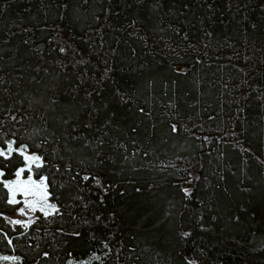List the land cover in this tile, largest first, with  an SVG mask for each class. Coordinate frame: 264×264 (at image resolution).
I'll list each match as a JSON object with an SVG mask.
<instances>
[{"label": "trees", "instance_id": "1", "mask_svg": "<svg viewBox=\"0 0 264 264\" xmlns=\"http://www.w3.org/2000/svg\"><path fill=\"white\" fill-rule=\"evenodd\" d=\"M8 142L59 205L0 178L22 264H264V0H0Z\"/></svg>", "mask_w": 264, "mask_h": 264}, {"label": "rangeland", "instance_id": "2", "mask_svg": "<svg viewBox=\"0 0 264 264\" xmlns=\"http://www.w3.org/2000/svg\"><path fill=\"white\" fill-rule=\"evenodd\" d=\"M11 145V149L9 148ZM12 149H16L23 154L24 162L16 170L13 176L4 178L0 170V178L4 184H10L12 182H20V186L16 188L15 201L17 207L11 213H5L13 222L28 224L39 214H50L58 209V203L52 199L47 190V184L43 176H35L33 174V167L41 162V158L38 154L31 152L24 146H13L12 142L0 148V151L4 153H10ZM30 157H39L38 160L29 159ZM23 169V172L18 177L17 172ZM30 182L26 185L29 194H24V182ZM40 185V187H37ZM8 188V187H7ZM8 200H13L12 191L8 188ZM8 257L9 259H4ZM84 261H79L72 264H84ZM0 264H22L20 257L12 251H0Z\"/></svg>", "mask_w": 264, "mask_h": 264}, {"label": "snow or ice", "instance_id": "3", "mask_svg": "<svg viewBox=\"0 0 264 264\" xmlns=\"http://www.w3.org/2000/svg\"><path fill=\"white\" fill-rule=\"evenodd\" d=\"M9 148L11 149V145H9ZM5 155L4 152L0 151V156H3ZM29 159H32V160H38L39 157H30ZM23 172V169H21L20 171L17 172V176L19 177L21 175V173ZM30 182V178H29V181H26L24 182V194L27 195L29 194V192L27 191V188H26V185ZM20 186V182L17 181V182H12L10 184H7L6 187H8L11 191H12V194H13V200L10 201V203H16L14 197H15V194H16V188ZM37 187H40V185H37ZM18 223V222H17ZM4 259H9L8 257H5Z\"/></svg>", "mask_w": 264, "mask_h": 264}]
</instances>
